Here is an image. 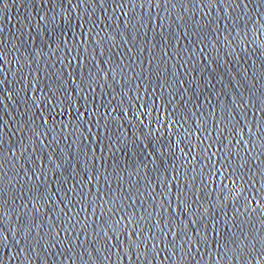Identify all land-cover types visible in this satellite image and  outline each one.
<instances>
[{"label":"snow or ice","instance_id":"6c2138e0","mask_svg":"<svg viewBox=\"0 0 264 264\" xmlns=\"http://www.w3.org/2000/svg\"><path fill=\"white\" fill-rule=\"evenodd\" d=\"M42 2L44 6H47L49 3L52 5V7L48 9V13H51V15H41L35 25L29 23L27 28L22 23L20 30L35 31L43 25L44 27L41 28V32H43L44 36H49L52 33L47 31V26L52 25L53 33L56 31L60 32L59 38L64 43L65 47L68 46L69 40L64 39V37L68 35V32L64 29L67 28L70 30L72 33L73 47L68 48L67 68L73 67L74 64L83 63L84 56L80 55L81 52L86 53L88 59L93 61L96 60L97 55L104 57L106 53L103 50H99L101 41L96 40V37L100 35V31H97V29H100L101 23L104 24V28L112 27L113 19L120 21V17L127 18L129 17V12L133 13V19L140 20L141 17L136 12L137 8L144 10L145 15H147L148 8H151L153 12H155L156 8H160V12H155V16L147 15V18L155 24L156 17H160L162 25L164 17L161 16V13L165 11L170 12L172 9H175L176 3H180L185 12L188 11V9L184 7L185 3H191L194 7L201 10L204 7L211 6L207 12H203L205 17L209 16L213 10L223 11L225 16H227V7H231L237 20L241 18V15H248L249 5L255 4L253 11L256 12L264 6V0H175V2H173V0H42ZM86 4L89 6L88 8H85ZM169 4L172 5V9H168L167 6ZM105 5H108V7H105ZM238 9L241 11L237 12L236 10ZM109 11L113 14L111 17L107 15ZM101 13H103V16ZM93 17H95V19H93ZM59 18L63 19V27H59L57 24ZM180 19H182V16L178 14L173 20V23H175L177 27H180ZM251 19L252 17L249 16V20ZM257 19H264V13H260ZM120 22L124 23L126 26L129 23L127 19ZM211 23L212 21L210 20L209 24ZM233 23H235V21H233ZM140 27L143 28L145 25L141 23ZM262 27H264V25H262ZM77 30L79 31V35H76ZM100 30L102 31L103 29ZM90 33L92 34L91 44H89ZM40 35L41 33L37 32V37H40ZM119 35L123 39V33L121 32ZM184 35L187 36V32H185ZM37 37L32 38L36 39ZM104 39L111 40L112 37L109 35ZM161 39H164L162 33ZM175 39L179 40L180 38L175 37ZM132 41L133 46H135L136 38L132 37ZM147 42L151 43L150 40ZM3 43L4 41L0 40V44ZM53 43H55V41H53ZM124 44L127 45L128 41L125 40ZM155 46L156 45H154V47ZM160 46L162 49L165 47V45ZM49 47H51V45H49ZM73 51L76 52L75 56L73 55ZM109 51H111V47L109 48ZM201 51L203 52V49H201ZM131 52L132 48L129 47L128 53H125V56H128ZM165 56H167L166 52ZM0 59H2V55H0ZM108 62V60L102 59L93 65L98 69V72L95 75L91 71L89 72L87 89L81 88L80 84L77 83L78 76L73 75L72 72H68L71 84L75 85V88L69 91L67 86L68 82L61 79L63 74L62 70L61 76H57V80L54 82L55 90H53L52 84L45 85L51 95H48V92H45L43 88L38 89L35 83H33L31 85L32 92L29 94V98L32 99L34 106L37 108H40V103L38 101H42L44 106L52 111L59 108L60 111L58 114L60 115L73 116L76 123L83 126L89 133L92 132V124L95 123L98 126L97 132L100 133V135H103V129L99 127L100 120H88V117H91L92 112L94 111V109H91L90 104L97 98L93 96L91 101L88 100L87 92L88 90L94 91L92 88V82L96 81V76H99L101 79H107L105 68H101L100 64L107 66ZM60 63L63 64L64 60L62 59ZM131 63L134 64L135 61L133 60ZM149 63H151V61H149ZM117 66L121 68L122 72L124 71L122 65ZM183 67L184 65H181V68ZM112 78L115 79L114 72ZM82 83H84V81H82ZM229 83H231V81ZM3 84L4 80H0V91H7L2 88ZM225 87H227V85H225ZM57 92L61 93L63 99H61V96L57 95ZM81 93H83V96H81ZM11 94V92H8L9 98L11 97ZM80 100H83L84 103L81 107H77ZM2 102L3 101L0 100V103ZM233 104L237 108L240 107V105H235V102H233ZM141 107L143 108L144 106L141 105ZM109 115H111L110 111L104 113V117ZM124 115L127 116V113H124ZM144 115L147 117L150 113L145 112ZM44 123L47 124V119H44ZM156 123H160L159 117L156 118ZM240 123V121H237L238 125ZM65 128H67V125H65ZM0 130H2V126H0ZM34 135H36L37 140L39 141L37 146L32 147L34 142L31 138H29L28 145H24L23 141H21L20 157H16V162L20 164V171H22L24 175L20 176L19 172H17L13 177L8 178L7 180L5 179L7 173L3 171L7 153L2 146L3 140L0 139V264H17V262H19V264H36L37 260L40 261V264H47L48 259L51 257H55V259L52 260V264H69V262L75 264L73 254L82 258L84 253L88 252L87 248H84V252L76 251L74 253V250L83 248L84 241L90 240L87 231L89 228L88 221L90 215H95L97 209H99L101 214L107 211L109 217L119 216V219L114 221L116 225H121L125 220L128 221L127 224H123V228L112 227V225H109V229H111L113 233L112 236L108 235L107 230L104 231V235L103 237H100V239H103L104 247L108 255L97 257V259L110 261L113 256H116L119 260L129 261V264H137V262H140L141 258L145 256V253L148 252H150L153 259H155L157 256H160L162 252L168 250L169 255L163 257L165 260L171 255L181 253L184 256L192 255L193 250H195L196 255H202L201 248L207 247L208 233L206 231L205 234L202 235L201 229L196 227L197 220L191 219V217H189L187 223L181 221V224L183 225L181 229V239L183 242L178 245L177 253H172L171 250L168 249V244H165L163 248L160 247L161 239L169 236V234L172 236V239L169 240L168 243L177 247V234L174 230L176 226L175 220L172 221L174 225L173 228H169L168 220L162 218L161 220L153 222L152 227L146 232L143 230L129 231V227L133 226L132 221L134 216L139 215V219L136 220L134 229H139L140 224L145 222L143 214L138 212H132L131 215L128 214L131 209L136 207V201L133 200L131 193L122 196V199L132 201L127 209L123 204L116 207L115 211H113V207L105 209L107 201H105L101 195L99 196L98 201H90V215L78 219L79 212H74L73 209L79 207L81 201L86 198V192L81 195L83 190L87 188L89 184H92L93 180H96L97 183L99 182L100 158L94 156L89 157L87 152L84 153L86 156L85 164L91 162V169L85 178V182L75 180L76 175H79L75 170V165L72 166V171L69 172L67 177L63 176V173L60 172L62 165L70 162V157L68 155L60 157V163H56V161L52 159V155L48 154L47 161L51 162V167H49L47 162H41L40 156H36L34 159L31 156H28L23 162H20L21 157H25V154L29 153V151L35 153L37 151H43L50 146V144H44V141L40 139L39 134L34 133ZM44 135H47V133ZM53 139H55V137H53ZM120 142L123 143V141ZM240 142L241 141L239 140L237 141V143ZM203 143L204 141H201V144ZM211 147H213V145H208L203 151L207 152ZM89 151L94 152L95 150L89 149ZM248 151L250 154V150ZM11 155L15 157L16 152L11 150ZM215 155L216 153H212L208 159L212 160ZM221 159L223 160L224 157L222 156ZM80 167L83 168L84 164H80ZM240 167H243V165H240ZM65 170L67 171V169ZM234 171L235 169H233V172ZM216 172L221 176L224 175L223 171L220 169H216ZM261 172L264 173V169H262ZM24 177L27 179L25 180ZM103 179L105 183H108L107 175H105ZM172 179H175V177H172ZM21 181H23V183H21ZM13 182L21 184V187L16 190L17 195L10 201L8 198V192L12 191V188L9 186L13 185ZM232 183L235 185L236 181H232ZM69 185H71V187H69ZM26 186L27 191H31L34 194L39 193V195H35V198L29 197L27 203L19 204V199H22L26 194ZM93 187H95V185H93ZM161 187H163V185H161ZM225 188L227 189V185H225ZM88 191H92V189H88ZM96 191L100 192V189H96ZM138 195L141 197L143 196L142 193H138ZM75 196H79L80 199H75ZM149 196L153 201H156L158 197L162 198V201L168 205V208H171V212L176 214V218H179V215L181 214L180 209L185 203L184 200L180 199L179 195L177 196V199L180 202L176 207H172V201L168 199V193L166 192L161 191L157 195L149 193ZM28 203L32 204V209L25 212L24 209L27 208ZM249 203H251V201H249ZM256 203L258 204L259 201ZM115 204L116 200L113 199L112 205L115 206ZM139 204L143 207V199H140ZM45 205L48 206V209L41 215L42 209H44ZM61 205H63V207H61ZM159 207L160 206H157V211ZM168 208H165L164 211L167 212ZM33 211L36 213L35 216L31 215ZM79 211L83 212L84 208L79 207ZM198 211L199 209L193 210L192 215H196ZM121 212H124L125 215H120ZM144 213H147L148 215V222H152L153 212H150L148 208L145 207ZM207 213L208 209L205 208L204 214ZM44 217H46V219H44ZM38 218L43 222L37 223ZM97 220H99V217H97ZM161 223H164L165 227L160 229V236L157 237L156 233L152 231V228L159 226ZM225 223H227V221H225ZM188 225H191V227ZM228 231L231 230L229 229ZM211 232L215 233L216 236L221 234L217 231V224L215 222L211 224ZM33 233H35V235H33ZM121 234H123L126 239L122 240ZM96 235L99 237V233ZM141 235L144 236V240L140 239ZM193 235L197 238L195 241L193 240ZM241 235L243 236V239H241V236H238L236 233H232L231 238L226 239V242L222 246L214 243L212 247L216 248L219 254L212 255L211 251H208L207 254L212 261V264H216V261L220 259L221 256H227L229 252L232 253V258L237 261V264L241 261L243 264H264V236H261L259 233L255 236L243 233ZM133 237H135V239H133ZM146 241H152V243L149 245ZM91 243L95 244L96 241H91ZM125 245H127V247H125ZM50 249H60V251L50 252ZM65 249L66 251H64ZM5 250L7 251V256L4 254ZM94 251H99V249H94ZM88 254L91 258V253ZM61 256L65 257V259L60 260ZM193 259H195L194 256ZM112 264H116V261H112ZM148 264H151V262L149 261Z\"/></svg>","mask_w":264,"mask_h":264}]
</instances>
